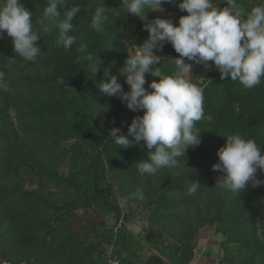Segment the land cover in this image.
I'll return each mask as SVG.
<instances>
[{
    "label": "trees",
    "instance_id": "trees-1",
    "mask_svg": "<svg viewBox=\"0 0 264 264\" xmlns=\"http://www.w3.org/2000/svg\"><path fill=\"white\" fill-rule=\"evenodd\" d=\"M66 2L81 7L71 21L77 37L71 51L57 46L53 30L41 34V55L28 61L14 53L6 33L0 36L1 256L13 262L33 258L36 264H107L113 246L120 264H190L200 230L209 224L222 236L217 264H264V185L235 195L215 187L223 173L212 170L225 135L252 139L264 149V79L249 90L230 78L222 81L214 66L194 65L190 80L204 89V119L196 123L201 143L177 158V167L141 176L138 164L150 150L143 141L119 148L109 133L116 127L127 136L128 125L143 111L129 110L99 84L107 80V68L129 90L118 73L135 45L148 38L145 21L127 14L121 0H105L116 10L97 32L91 27L97 0ZM21 3L33 23L47 6V0ZM237 3L247 10L264 0ZM162 7L178 19L187 14L175 5ZM178 21L172 20L174 26ZM80 43L87 44L92 61L82 58ZM156 54L159 70L171 75V57L179 54L170 43ZM145 78L151 91L148 84L159 77ZM257 177L264 174L258 171ZM192 181L200 187L190 196ZM138 189L143 200L133 197ZM135 210L152 222L144 239L125 224ZM80 212L86 223L76 225ZM110 217L114 224L104 222Z\"/></svg>",
    "mask_w": 264,
    "mask_h": 264
},
{
    "label": "clouds",
    "instance_id": "clouds-1",
    "mask_svg": "<svg viewBox=\"0 0 264 264\" xmlns=\"http://www.w3.org/2000/svg\"><path fill=\"white\" fill-rule=\"evenodd\" d=\"M223 3L226 6L220 7ZM175 5L186 12L179 18L178 26L172 20L156 17L148 20V12L164 11L162 5ZM127 14L139 17L148 32L141 45H135L118 75L129 86L124 91L117 75L105 69L107 80L99 84L100 90L109 97H118L133 111H143L128 125L127 136L118 134L119 128L110 129L109 137L119 148L143 144L149 149L147 160L138 164L141 176L155 175L164 168H175L179 157H186L189 148L201 143L196 123L204 119V89L192 83L190 77L194 65L213 66L223 81L230 78L244 89H253L264 79V4L245 9L237 0H121ZM63 8V12H61ZM105 6V0H97L91 27L99 32L108 20V13L115 11ZM81 11L78 4L68 7L66 0H47L41 15L33 23L32 12L21 0H0V36L11 38L14 53L28 61L41 55L38 46L41 34L56 31L57 46L71 51L77 45L71 23ZM127 44V41H125ZM170 43L177 58L171 57L175 70L164 75L160 70L161 51ZM87 44L80 43L78 51L87 61L94 59ZM128 50V49H127ZM97 59V58H96ZM94 65V74L100 61ZM209 61L212 65H209ZM145 74L159 77L146 84ZM2 75V73H0ZM210 82V81H209ZM114 123V120H113ZM131 137L132 139H129ZM225 145L217 150L218 162L213 171L223 173L215 187L233 194L243 192L249 185L253 188L264 185V149L252 139L240 135H225ZM154 149V150H153ZM200 183L192 181L188 195H194ZM133 197L143 200L144 192L138 189Z\"/></svg>",
    "mask_w": 264,
    "mask_h": 264
},
{
    "label": "rangeland",
    "instance_id": "rangeland-1",
    "mask_svg": "<svg viewBox=\"0 0 264 264\" xmlns=\"http://www.w3.org/2000/svg\"><path fill=\"white\" fill-rule=\"evenodd\" d=\"M157 15L159 18H163V19H170V20H176V21L179 20L177 17L178 16L177 13L167 11V10H164L162 12L157 11ZM208 63H209V65H212L211 61H209ZM0 82H2L1 77H0ZM132 208L136 209L135 203L132 204ZM86 218L87 217H85V215L82 212H80L78 218L76 219V225H82V224L86 223L85 222ZM103 220H104V222L109 223V224H114V222H115L113 217L107 218L106 220L103 219ZM125 224L127 225L128 228L132 229L134 233H136L137 235H139L143 239L147 233V230L152 226V222L149 221L146 217H143L142 214L137 210H135V212H133V214L131 216V220H129ZM206 230H210V233H213L214 226H209V224H206V226H203V228H201L200 232H204ZM200 235H199V238H200ZM221 240H222V236L220 234H218L216 237V241H217L216 243L218 245H215L216 247L214 245H208V246L206 245L207 250H206L205 254H208V253H210L211 255L213 254L212 259H207V262H210L209 264H217L218 263V259H219L220 255L222 254V252L219 251V250H221L219 247V243ZM216 249H218V250H216ZM217 251H218V253H217Z\"/></svg>",
    "mask_w": 264,
    "mask_h": 264
},
{
    "label": "crops",
    "instance_id": "crops-1",
    "mask_svg": "<svg viewBox=\"0 0 264 264\" xmlns=\"http://www.w3.org/2000/svg\"><path fill=\"white\" fill-rule=\"evenodd\" d=\"M216 237L217 235L214 233V231L213 233H210V230L201 232L200 238L198 240V250H196L195 258L192 260L190 264H209L210 263V262H207V259H212L213 254L212 255L210 253L205 254L207 250L206 245L207 246L217 245Z\"/></svg>",
    "mask_w": 264,
    "mask_h": 264
},
{
    "label": "built area",
    "instance_id": "built-area-1",
    "mask_svg": "<svg viewBox=\"0 0 264 264\" xmlns=\"http://www.w3.org/2000/svg\"><path fill=\"white\" fill-rule=\"evenodd\" d=\"M113 253V246L108 247V258L107 264H120L119 259L116 256L112 255ZM0 264H36L34 259L31 258L30 260H23L20 262H13L7 259H4L0 254Z\"/></svg>",
    "mask_w": 264,
    "mask_h": 264
}]
</instances>
